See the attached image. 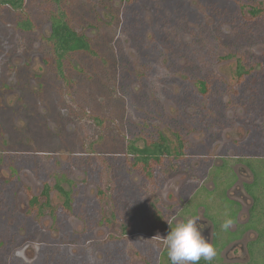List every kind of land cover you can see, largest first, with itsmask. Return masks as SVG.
<instances>
[{
	"label": "flooded vegetation",
	"instance_id": "obj_1",
	"mask_svg": "<svg viewBox=\"0 0 264 264\" xmlns=\"http://www.w3.org/2000/svg\"><path fill=\"white\" fill-rule=\"evenodd\" d=\"M224 1L237 8L236 16H217L210 2L204 0H197L203 10L194 7L190 16L177 9L169 10L168 17L151 10L152 16L147 20L141 11L135 22L141 21L146 30L143 34L137 28L129 35L128 42L137 57L131 67L133 77L127 78L129 84L124 92L118 89L108 92L119 95L122 103L140 96L154 121L158 117L156 113L165 116L166 124L162 128L158 121L155 123L168 147L162 185L165 187L164 181L170 172L183 171L188 176L180 186L176 204L171 205L163 198L162 185L154 189L136 171L129 176L137 174V182L134 186L131 182V186L140 194L131 199L125 198V194L113 193L112 180L106 174L99 186L84 171L81 180L70 179L67 175L76 171V152H71L63 163L55 162L57 167L52 173L39 170L43 172L38 176L39 190L38 185L23 183L21 175L25 170L37 176L35 169L25 164V155L37 149H27L22 140L25 129L12 124L15 111H24L18 104L26 103L29 109L34 108L28 101L25 80L24 84L19 82L18 69L13 70L19 85L0 81L3 103L7 91L18 90L17 104L8 107L0 103V166L9 173L7 180L0 182V264H171L166 248L155 245L153 238L160 235L163 239L172 225L169 215L179 204L184 212L190 208L195 210L199 223L204 225L202 235L216 250L224 248L228 255L239 249L244 255L222 260L220 264L264 263V60L259 58L264 50L259 53L255 49L258 45L264 49V0ZM187 2L181 0L180 9ZM120 4L115 12H122L124 0ZM116 21L117 18L115 27L122 34L127 29L122 31ZM130 27L134 28L132 23ZM243 27L247 31L240 35ZM252 28L257 32L251 33ZM181 30L188 34L182 42ZM145 34L151 40L142 49ZM171 35L179 41H169ZM197 36L206 38L199 42ZM243 42L248 44L245 50L241 49ZM176 48L181 52H175ZM42 61L45 64V59ZM225 62L235 65L233 83L215 71ZM158 70L162 71L165 85L159 91L148 90L145 79L158 75ZM168 106H173V114ZM228 112L234 115L228 116ZM29 117L24 115L26 121ZM43 124L44 131L32 130L28 137L34 136L46 148L57 135L48 132V121ZM59 128L64 129L62 125ZM239 128L243 131L238 134ZM166 131L177 141L175 154ZM192 132L203 137L191 143L188 136ZM140 142L142 146L136 147L143 148V140ZM253 158L259 162L252 161ZM14 159V163L10 161ZM60 168L67 175L59 179L56 174ZM131 178H127L128 183ZM90 183H95V192L87 194L85 187ZM139 188L141 191L137 192ZM226 214L233 224L223 230L220 225Z\"/></svg>",
	"mask_w": 264,
	"mask_h": 264
},
{
	"label": "rangeland",
	"instance_id": "obj_2",
	"mask_svg": "<svg viewBox=\"0 0 264 264\" xmlns=\"http://www.w3.org/2000/svg\"><path fill=\"white\" fill-rule=\"evenodd\" d=\"M79 1V0H74ZM82 2V9L79 13H77V16L74 19L73 22L76 25L77 30H84L85 34L88 38L92 40L95 47L99 49V52L107 55H111L113 52L112 50L114 47L112 46L113 42L110 40V37L112 40L115 38H120V45L123 46V56L128 63H130V66L132 67V64H134L136 60V54L135 50L130 48L128 45L129 42V34L123 32L120 34L119 30L115 27V19L113 17V13H115V10H117L121 0H111L110 1V7H108V3L104 4V1L101 0H80ZM172 0H162V3L158 5L156 3V0H147L145 5H142L141 3L137 4V8H139L142 11V16L145 19H149L152 15L149 14L151 10H157L162 13L163 16L168 17L169 10H181L185 11L186 15L190 16L192 12V9L194 7L202 9L200 5H198L197 0H188L187 5L182 7L180 9V6H183V3H181V0H176V2H171ZM174 1V0H173ZM138 2V1H136ZM204 2H210L209 6L214 9V13L217 14V16H220L222 18L230 17V16H236L237 15V8L233 6L232 3H228L224 0H204ZM166 7H165V5ZM121 5V4H120ZM207 5V4H206ZM123 7V6H122ZM9 7L0 6V81H6L9 85H19V82H23V84L26 86V92L27 96L30 95V98H28V101L32 103V106L34 110L29 109L30 106H28L26 103L18 104L20 107L24 108V111L17 112L15 111L16 119L13 122L12 126L22 128V130L26 131L25 137L22 139L25 141L27 149H37L33 150L34 152L40 150L42 153H34L32 154L27 153L25 164L27 166H30L35 169L37 176L32 174L31 172L25 170V172L22 173L21 178L22 182L26 185H30L34 187L35 185H38V189L41 186V183L39 182L40 179L38 176H41L40 173H52L54 172V167H57L55 162L63 163L70 155L71 152H79L80 149L87 147L86 140L84 139L85 136H87L86 128L89 127L88 120L86 119V116H82L77 122H74L73 119H69L68 116H66V110L64 108H61L59 106V93L57 92L58 89V81L55 76V72L52 69V67L46 68V64L43 63V59H45L46 55L50 54L51 52V45L46 41V37L49 34L50 27L49 24H45L40 28L38 32H35L34 34L30 32H22L17 29V25L15 20L11 19V14L8 13L7 9ZM42 9L40 7L36 8L33 7L32 14L34 15V19L39 18V16L42 14ZM141 15V13H139ZM139 14H132V21L130 23H136L135 20L138 18H135V15ZM246 15V14H245ZM119 19V18H118ZM225 21V20H223ZM222 23V22H220ZM188 26V25H187ZM220 28L224 27L222 25H219ZM250 27V26H249ZM247 27H243V30L240 31V35L243 31L246 30ZM251 28V27H250ZM122 29V27H121ZM146 30L145 26H141V33L144 34V31ZM251 33L257 32L255 28H252ZM181 42L183 39L185 40L187 37V33L181 30ZM211 33V32H209ZM120 34V35H119ZM149 35V34H148ZM147 34H145L144 37L142 35V40L144 41V46L142 49L146 48L149 43L147 41H150ZM208 36V35H207ZM154 37V36H153ZM206 38V37H202ZM197 36V40L199 42H202L203 39ZM163 41V39H161ZM169 41L171 42H178L179 40L176 39L173 35L169 38ZM246 45H248L246 42H243L241 45V49L245 50ZM141 46V44H140ZM188 48V47H187ZM240 50V48H237ZM256 51L259 53L263 52V47L258 45L256 46ZM178 51L181 52L178 48L175 49V52L178 53ZM250 53L251 52H247ZM117 58L120 59L121 56L116 53ZM261 60H264V53L259 57ZM12 68V69H11ZM18 69L19 73L21 75V81L17 83V79L15 77V72L13 69ZM120 68L118 66L117 70ZM216 73H218L220 76H222L224 79L228 80L230 83H233L236 79L235 75V65L233 62H225L222 63L220 66L215 68ZM10 74V75H9ZM12 74V76H11ZM132 74V73H131ZM158 75H149L145 81L148 84V90L152 91H159L162 90V88L165 85V82L162 81V71H157ZM164 74V72H163ZM34 75H39V78L34 77ZM11 76V77H10ZM125 76H129L125 72H119L116 73V82H122L124 81ZM112 82L109 78L102 79V83L108 85ZM126 82V79H125ZM15 83V84H14ZM18 87V86H17ZM17 93H16V92ZM151 94V92L149 93ZM130 94H127V96ZM126 96V98H127ZM125 98V99H126ZM106 101L113 107L115 105H122L127 100H124L122 103L121 99L119 98V95H109L105 97ZM108 99V100H107ZM18 102V90H12L7 91L5 93V100L4 103L8 107L13 104H17ZM0 103L2 102V98L0 99ZM3 103V104H4ZM168 110L170 114H173L175 112L173 106H168ZM187 110H190L187 108ZM21 111V110H20ZM24 112V113H23ZM239 112L243 114V110L239 109ZM32 113H35L32 115ZM190 113V112H189ZM24 115L26 117H29V119L26 121L24 119ZM234 114L232 112H228V116H233ZM10 116V115H6ZM39 116V117H38ZM121 117V116H119ZM9 119V117L6 118V120ZM51 119L56 120V123H54ZM49 122V130L48 131L51 135H57L53 136V139H50L49 144L44 147V143L41 144L38 142V139L33 136L31 139L28 137V132L33 133L32 130L37 129H45V125L43 124L44 121ZM261 119H259L260 121ZM158 126L161 128L163 125L166 124L165 116H160V119L157 120ZM59 125L63 126L64 129L61 130L59 128ZM188 127V125H186ZM232 129V128H231ZM243 130L241 128L238 129L237 133L239 134ZM115 138V132L112 133ZM33 135V134H32ZM31 135V136H32ZM166 137L168 139V143L171 147V151L173 154L176 153L177 150V141L175 138L168 134L166 131ZM203 136L201 134H198V132H192L189 134L188 139L191 141V143L198 142ZM117 140V139H115ZM102 143V142H100ZM136 146L141 147L142 143L140 141H136ZM40 144V145H38ZM41 146V147H40ZM102 146V145H101ZM45 150L47 153H44ZM69 150V151H68ZM56 151H60L58 153H54ZM53 152V154H51ZM56 154L59 156L56 157ZM175 156V155H174ZM24 159V158H23ZM22 159V160H23ZM252 161L259 162L257 158L251 159ZM10 161H15L10 160ZM12 162H10L11 164ZM103 167L104 163H103ZM43 169V170H40ZM43 172H40V171ZM67 171L58 170L56 176L60 179L61 175H64ZM83 171L76 168V171L70 172L67 177L70 179H74L76 181L81 180L83 176ZM96 176L100 175L101 180L103 181L105 173H102L99 169H96ZM107 176V175H106ZM132 178L130 181L132 185L137 182V174L132 173ZM9 177L8 171L0 166V182H3V180H7ZM55 177V175H54ZM56 178V177H55ZM95 178V177H94ZM188 176L186 175V172H170L169 175L166 177L165 187L164 184L162 185V193L165 194L163 198H165L166 202L170 203L171 205L176 204L179 202L180 199V192L181 190L180 186L183 182H186V179ZM190 178V176H189ZM39 180V181H38ZM189 180V179H188ZM163 182V183H164ZM204 183V182H203ZM63 186H66L65 184ZM141 188V187H140ZM138 189L137 192H140L141 189ZM122 188H119L116 193L123 194ZM36 190V191H37ZM85 193L92 194L95 192V183H90L85 187ZM54 195H56L58 192H53ZM23 194V193H19ZM124 194L125 198L131 199L132 196L136 193V190L134 188H124ZM22 199V198H21ZM58 199H62L60 196H58ZM59 201V200H58ZM23 207V203L21 204ZM149 209V208H148ZM150 211V210H149ZM147 211V212H149ZM212 215H214V211L212 212ZM187 216H196L195 210L193 208H190L188 212H184L182 209V206L179 204L176 208H173L171 211V214L169 215V219L171 224H174L175 221L182 217ZM172 220V221H171ZM243 220V218H241ZM143 223V222H142ZM142 223H138L139 227H142ZM77 229H80L81 226H76ZM253 236V233L251 234ZM147 236V235H146ZM160 236V235H159ZM159 236H156L153 238L154 241H156L155 245L161 244L163 248H165L164 244L162 243V239H160ZM242 238L241 240H243ZM224 248L220 250H216L217 255L213 259L214 264H220L222 260H231L233 256H243L241 251L237 249L234 251V253H227L225 254ZM256 257V254L255 256ZM244 260V259H243ZM251 261V260H250ZM139 264H143L140 262H137ZM230 264V261L228 262ZM248 264H254V261L249 262ZM264 264V263H263Z\"/></svg>",
	"mask_w": 264,
	"mask_h": 264
},
{
	"label": "trees",
	"instance_id": "obj_3",
	"mask_svg": "<svg viewBox=\"0 0 264 264\" xmlns=\"http://www.w3.org/2000/svg\"><path fill=\"white\" fill-rule=\"evenodd\" d=\"M101 1L108 3L110 7L111 0ZM140 1L145 5L147 0H124L122 12L113 13L114 19L117 18L116 22L121 24L122 31L127 29L129 35L143 26L140 21L132 23L134 28L130 27L132 14L141 12L137 8ZM156 1L162 3V0ZM2 5L9 7L7 11L11 14V19L15 20L19 31L34 34L42 26L49 24L50 31L46 41L52 49L44 62L47 68L52 67L55 72L59 106L66 110V116L74 122L86 116L90 124L85 129L88 130L84 137L87 147L76 153L75 167L84 171L98 186L101 177L96 176V169L106 172L112 180L113 193L122 188L124 194V188H132L127 178L133 171L138 172L146 184L153 185L154 189L160 187L168 154L166 142L155 125L162 113H156L158 117L154 121L152 115H148V105L142 104L140 96L113 107L105 99L110 95V89L122 92L127 90L129 83L125 79L133 75L130 63L122 57L123 46L117 40L118 37L114 40L110 37L113 53L102 55L84 30H77L73 22L72 17H79L77 13L82 9L80 0H0V6ZM33 7L42 9L39 18L34 19ZM174 14L176 18L179 17L178 13ZM139 16L135 15V18ZM116 53L121 56L120 59ZM118 66L120 68L117 70ZM117 71L129 76H125L122 82H116ZM104 78H109L112 82L106 85L102 83ZM157 106L155 102V108ZM113 132L115 138L111 137ZM140 139L143 140V148L136 147L135 142ZM198 264L213 263L201 259Z\"/></svg>",
	"mask_w": 264,
	"mask_h": 264
},
{
	"label": "clouds",
	"instance_id": "obj_4",
	"mask_svg": "<svg viewBox=\"0 0 264 264\" xmlns=\"http://www.w3.org/2000/svg\"><path fill=\"white\" fill-rule=\"evenodd\" d=\"M199 218L182 217L169 225L162 243L171 264H198L201 259L212 261L216 257L214 245L202 235L204 225L199 223ZM232 224L233 220L226 214L220 227L228 230Z\"/></svg>",
	"mask_w": 264,
	"mask_h": 264
}]
</instances>
